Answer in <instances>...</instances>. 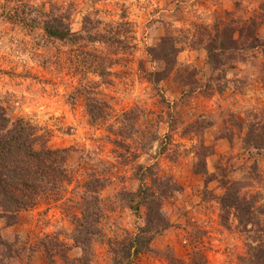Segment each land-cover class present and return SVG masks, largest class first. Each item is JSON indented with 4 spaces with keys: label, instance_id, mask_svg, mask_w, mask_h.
<instances>
[{
    "label": "rangeland",
    "instance_id": "374dc122",
    "mask_svg": "<svg viewBox=\"0 0 264 264\" xmlns=\"http://www.w3.org/2000/svg\"><path fill=\"white\" fill-rule=\"evenodd\" d=\"M238 5L248 10L246 19L251 9L264 8V0H0V105L10 119L24 118L45 133L49 148L66 150L72 179L64 195L71 202L45 199L20 212L17 224L0 222L11 247L8 254L0 246V264H48L43 246L58 241L66 247H52L55 264H64L63 255L79 257L69 209L90 175L107 181L99 193L105 235L116 241L134 235L145 208L135 216L124 194L137 190L138 166L152 167L178 189L163 201L170 227L137 259L140 264H168V254L190 263L192 253L202 254L204 264H243L246 242L264 228V145L256 154L244 141L264 139V57L246 50L208 59L201 43L204 28L235 24ZM64 12L74 31L86 16L102 30L127 21L123 37L135 50L114 58L115 47L78 49L47 38L41 25L48 14ZM166 30L175 32L182 50L171 74L150 83L146 73L158 65L145 49ZM96 57L115 62L103 79L88 68ZM85 99L105 103L104 121L90 124ZM233 183L260 225L240 226L235 211L221 209L223 185ZM92 247L89 264H108L107 246Z\"/></svg>",
    "mask_w": 264,
    "mask_h": 264
},
{
    "label": "trees",
    "instance_id": "16d2710c",
    "mask_svg": "<svg viewBox=\"0 0 264 264\" xmlns=\"http://www.w3.org/2000/svg\"><path fill=\"white\" fill-rule=\"evenodd\" d=\"M238 6L236 11L240 14L237 19H234V25L214 23L211 27L204 28L205 37L201 43L208 59H216L219 54L227 52L246 50L255 51L264 57V35L261 33L264 28L263 5L262 8L251 9L250 16L246 19L243 16L248 13V10ZM225 16L229 17L228 14ZM47 17L50 18L41 25L47 38L78 47V49L90 44L102 45L106 49L115 47V53L110 50L114 58L120 53L127 51L133 53L135 50L129 37H123L124 33L130 30V24L127 21L115 25L116 28L111 24L102 30L99 25L92 26L88 22L90 21L89 16H86L83 19L81 30L74 31L67 24L68 16L65 12L53 17L48 14ZM181 50L179 40L175 32L171 30H166L154 47H147L145 51L148 61L158 65L155 71L146 73L147 81L157 83L167 78L174 70L176 57ZM127 55L130 56V53ZM113 57H106L107 59L96 57L93 65L91 64L88 68L92 74L103 79L111 74L109 70L115 65ZM85 107L92 125L104 121L108 115L107 106L103 102L85 99ZM114 135L118 139L123 138L121 128ZM244 141L251 145V149L256 150V154L264 145L263 138ZM113 142L118 145L122 143L120 139ZM66 157L65 149H51L47 146L45 133H39L38 129L24 118L10 119L0 105V222L3 225L17 224L20 212L33 209L45 199H52L54 202L66 200L64 197L66 187L72 182L65 167ZM146 178L150 179V183L145 181ZM136 179L138 181L137 190L124 194V199L135 216H138L140 207L145 208L144 224L137 228L134 235L118 241L107 237L102 228L105 215L99 193L106 186L107 181L90 175L80 185L83 191L79 195L78 202L69 209L72 211L70 218L73 226L71 240L74 247L80 250V255L73 259H68L63 255L64 264H89L93 255L92 246L96 243L107 246V251L111 255L108 264H140L137 259L141 255L152 252V241L170 227L163 210V201L172 187L168 186V180L155 176L150 166H138ZM234 185L235 183L223 185L224 194L218 199L221 209L227 208L235 211L240 226L247 228L260 225L259 218L252 217V203H248L244 198L241 199L237 190L233 188ZM177 190L174 186L170 191ZM65 202L71 201L67 199ZM262 230V234L253 238L249 237L250 240L246 242L245 254L241 257L243 264H264V242H262L264 228ZM245 231L248 234L253 233L248 229ZM0 246L6 247L10 254L11 247L1 237V234ZM60 246L66 247L62 241L55 242L54 246H43L48 264H55L52 258V247ZM165 257L168 259V264L205 263L202 254L198 253L190 255V263L176 259L173 255L171 257L169 254Z\"/></svg>",
    "mask_w": 264,
    "mask_h": 264
}]
</instances>
